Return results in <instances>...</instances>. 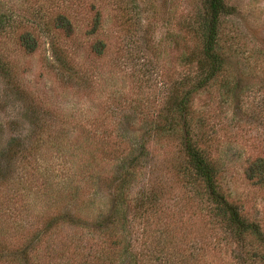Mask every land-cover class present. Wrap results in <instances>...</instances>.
Returning <instances> with one entry per match:
<instances>
[{
  "label": "rangeland",
  "instance_id": "rangeland-1",
  "mask_svg": "<svg viewBox=\"0 0 264 264\" xmlns=\"http://www.w3.org/2000/svg\"><path fill=\"white\" fill-rule=\"evenodd\" d=\"M87 1L102 13V28L93 35L88 33L89 7L79 0H0L3 22L20 17L26 21L29 12L38 10L45 14L46 20L59 12L68 14L75 24L72 38L66 40L58 30L53 29V33L67 47L79 75L84 71L86 76V81H82L63 72L52 56L46 27L38 25L35 30L39 48L34 53L26 52L20 45L18 35L23 29L0 37V123L6 125L5 138L24 137L43 127L39 142L43 149L35 154L37 159H31L32 169L25 168L20 158L12 166L15 174L28 171L35 175L26 182L21 196L35 206V219L42 213L41 219L45 220L52 216L49 213L57 212L56 196L65 194L68 177H74L76 182L84 178L81 175L84 159L92 158L79 148L80 130L92 129L95 118L109 116L107 106L117 105L121 95L127 96L121 97L126 106L127 102L135 106L134 100L138 98L145 109L157 112L174 80L192 73L180 57L197 45L189 26L202 10V0H135L136 7L131 8L128 21L113 0ZM225 1L233 13L225 16L222 27L226 36L237 40L238 51L244 58L246 74L240 76L241 98L226 102L219 85L214 84L195 97L194 107L205 122L212 155L221 160L222 191L246 218L264 229V186L246 175L250 162L264 157V63L249 67L251 62L257 63L260 53L264 54V0ZM33 25L36 28L37 24ZM100 38L106 49L98 56L91 44ZM136 121L139 125L145 122ZM59 134L65 139L58 150L52 140ZM182 154L177 139L151 141L154 159L150 171L159 185L170 191L165 203L171 210L160 219L162 222L177 219L176 249L187 253L192 250L201 263L237 264L231 253L234 243L216 245L220 231L209 222L203 205L177 203L182 184L176 179L175 168L182 162ZM88 169L104 172L105 165L92 162ZM139 186L136 183L130 193ZM38 189L41 196L36 198ZM86 190L98 192L94 201H106L103 185L99 189L96 183ZM70 224H60L54 232L57 240L73 241L72 238L80 237ZM73 249L78 251L74 242L69 243L65 255L71 257Z\"/></svg>",
  "mask_w": 264,
  "mask_h": 264
},
{
  "label": "trees",
  "instance_id": "trees-1",
  "mask_svg": "<svg viewBox=\"0 0 264 264\" xmlns=\"http://www.w3.org/2000/svg\"><path fill=\"white\" fill-rule=\"evenodd\" d=\"M79 1L89 7L88 33H98L103 21L101 11L90 1ZM113 1L128 21L136 1ZM202 3V10L189 26L197 45L180 57L192 73L174 80L157 112L145 109L138 98L134 100L135 106L130 102L126 106L121 99L125 95H121L117 105L107 106L109 116L95 118L92 129L80 130L79 148L92 159H84L81 169L84 178L76 182L74 177H68L65 194L56 196L57 212L49 213L52 216L45 220L41 219L42 213L35 219V206L26 197L21 198L34 173L15 174L12 170L17 158L25 168L30 167L32 158L37 159L35 154L43 149L39 143L43 127L24 137L6 139V125L0 123V264H206L192 250L187 253L176 249L177 219L173 222L160 219L171 210L165 203L170 191L160 186L150 171L154 159L151 141L166 138L177 139L183 152L182 162L175 168L176 179L182 184L177 203L203 205L209 222L220 231L216 245L234 243L231 253L237 264H264V229L246 218L222 191L221 160L212 155L205 122L194 107L195 97L214 84L219 85L226 102L241 98L240 76L246 74L237 40L226 36L222 27L225 16L233 13L232 7L225 0H202ZM25 20L20 17L3 22L0 17V37L23 29L18 35L20 45L26 52L34 53L39 48L35 30L38 25L46 27L52 56L63 72L86 81L85 72L79 75L67 47L53 33V29L58 30L66 40L71 39L75 32L72 18L59 12L46 20L45 14L38 10L29 12ZM33 24H37L36 28ZM91 49L99 56L105 52L106 44L100 38L91 44ZM262 63L264 54L260 53L257 63L251 62L249 67L253 69ZM136 119L145 122L139 125ZM60 135L52 140L58 150L65 139ZM92 162L105 165L104 172L92 169L90 172L88 166ZM246 175L264 186V157L252 160ZM96 183L99 189L103 185L105 202L94 201L98 192L86 190ZM136 183L139 188L130 193ZM39 192L40 189L36 198L41 196ZM62 222H70L80 237L72 238L73 241L57 240L54 232ZM73 242L78 251L73 249L72 256L67 257L65 251Z\"/></svg>",
  "mask_w": 264,
  "mask_h": 264
}]
</instances>
